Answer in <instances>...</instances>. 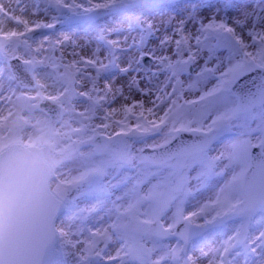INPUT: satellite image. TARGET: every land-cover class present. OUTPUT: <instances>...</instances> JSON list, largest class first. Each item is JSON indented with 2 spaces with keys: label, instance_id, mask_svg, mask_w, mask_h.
<instances>
[{
  "label": "snow or ice",
  "instance_id": "snow-or-ice-1",
  "mask_svg": "<svg viewBox=\"0 0 264 264\" xmlns=\"http://www.w3.org/2000/svg\"><path fill=\"white\" fill-rule=\"evenodd\" d=\"M164 8L151 46L121 68L117 128L0 246V264H41L45 251L55 264H236L240 246L264 256V228L252 232L264 218V0Z\"/></svg>",
  "mask_w": 264,
  "mask_h": 264
},
{
  "label": "rangeland",
  "instance_id": "rangeland-1",
  "mask_svg": "<svg viewBox=\"0 0 264 264\" xmlns=\"http://www.w3.org/2000/svg\"><path fill=\"white\" fill-rule=\"evenodd\" d=\"M137 1L120 0L114 1L111 5L100 7L88 5L81 6L79 9L76 4H81L80 0H44L42 6H45L46 11L51 15H56L59 11L63 13L62 18L51 20L46 30L32 29L24 34L18 30L9 34L6 30L0 29V150L11 142L22 141L25 138H28L30 142L31 138L43 135L51 148L48 159L58 169V179L61 180L52 183L55 193L58 187L62 186V181L80 168L82 161L77 155L78 149H87L92 152L94 150L92 141L99 135L106 137L109 134L103 128L92 129L94 125L101 126L107 122L112 131L117 128L114 119L104 120L97 116L98 94L93 91L99 75L95 68L98 65L97 58L102 57L106 52L109 58L116 56V53L109 52L108 46L101 39L99 25L108 18L124 16L123 21L128 31L135 33L138 43L144 42L148 39L149 26L152 24L142 19L140 11L146 9L160 13L163 5L173 3L171 0H148L141 3ZM100 9L113 10L115 13L99 22L78 23L70 28L60 26L70 17L85 15ZM58 31L85 32L83 36L87 37L92 45L91 50L95 49L94 55L82 56L79 61L68 60L61 51L62 46L59 50H55L51 45L44 43L38 51H34L28 43ZM111 37L109 39H112ZM138 54L136 52V58ZM12 58L28 62L41 82L47 80L53 88H56V95L36 93V84L31 90L20 88L8 66V60ZM102 63L105 64V62ZM117 75L119 78H126L123 75ZM45 98L52 99L62 108L63 118L59 122L51 121L49 116L39 109L40 102ZM23 105H26L27 109ZM208 195L211 193L203 198ZM196 198L192 200L193 205L200 200V194H197ZM257 218L261 223L264 222V218H260L259 215ZM245 251L243 246L237 248L240 256Z\"/></svg>",
  "mask_w": 264,
  "mask_h": 264
},
{
  "label": "bare ground",
  "instance_id": "bare-ground-1",
  "mask_svg": "<svg viewBox=\"0 0 264 264\" xmlns=\"http://www.w3.org/2000/svg\"><path fill=\"white\" fill-rule=\"evenodd\" d=\"M42 1L44 0H0V29L6 30L9 34L18 32V30L21 31V34L32 29H39L41 31L46 30L50 21L54 20V18H62L63 13L59 11L56 15H51L46 11V7L42 6ZM114 1L120 0H80L81 4L78 3L76 6L80 9L81 6L88 5H111ZM171 1L174 2V0ZM58 6L60 7L59 4ZM163 11L164 15L162 16L161 11L157 13L152 10L142 9L140 11V16L146 23L159 26L162 19H167V16L172 14L171 9L165 8ZM123 20L124 16L108 18L98 27L101 39L108 46L109 52L116 53V56L112 58L108 57L107 52L103 53L104 55L102 57L97 58L98 65L95 67L98 70L97 74H99L93 86V91L98 94L97 116L104 120H109L108 118L117 120L122 117V101L117 98V88L126 83L127 77L119 78L117 74L122 75L121 68L125 65L132 64L136 58V52L139 53V50L145 46H151L149 37L146 41H139L138 43L135 33L128 31ZM74 30L77 31V29ZM118 32H120L119 35L113 36ZM83 33L85 32L77 33L70 31L67 33L58 31L49 33L48 36H41L28 43L32 46L34 51H38L44 43L51 45L55 50H59L62 46L61 51L64 56L68 57V60L75 59V61H79V58L82 56L94 55L95 50H91L92 45L89 43L88 38L83 36ZM109 37L112 39H109ZM102 62H105V64ZM35 76L37 85L36 93L44 92L45 94L56 95V88H53L50 82L47 80L41 82L37 74H35ZM125 91H127V89H125ZM132 95L136 94L132 93ZM23 107L27 109L26 105H23ZM105 124L108 123L104 122L101 126L95 124V127L92 129H97V127H99L106 129V132L109 134L113 133L110 127L104 128ZM50 152V146L46 145L45 156L47 159L49 158ZM89 153L87 149H78L77 155L81 161H85ZM55 174L56 178L54 182L56 183L57 180L61 181L58 179L57 168ZM208 193L209 192H204L200 194V199ZM196 199L195 196L193 200ZM256 219L258 218L256 217ZM261 228H264V222L261 223L259 220V223L253 226L252 232L255 233ZM222 234L221 229H218L216 232L210 231L202 238L198 239L197 244L198 246L208 247ZM260 252L264 253V249H261ZM236 253H238L237 250ZM236 253H234L236 264H242L244 260H247L248 264H258L259 259L264 258V256L253 255L248 250H246L244 254L242 253L241 256Z\"/></svg>",
  "mask_w": 264,
  "mask_h": 264
},
{
  "label": "clouds",
  "instance_id": "clouds-1",
  "mask_svg": "<svg viewBox=\"0 0 264 264\" xmlns=\"http://www.w3.org/2000/svg\"><path fill=\"white\" fill-rule=\"evenodd\" d=\"M47 143L37 135L0 150V246L26 229L50 187L53 164L45 156Z\"/></svg>",
  "mask_w": 264,
  "mask_h": 264
},
{
  "label": "water",
  "instance_id": "water-1",
  "mask_svg": "<svg viewBox=\"0 0 264 264\" xmlns=\"http://www.w3.org/2000/svg\"><path fill=\"white\" fill-rule=\"evenodd\" d=\"M140 1H145V0H140ZM107 13H108V15H110L113 12L108 11ZM92 17H93L92 15H87V16H82L81 19H83V21L87 22L89 20H92L93 19ZM94 20L97 21V19H94ZM67 25L72 26L73 24H70V21H68ZM9 64L12 68V71H13L18 83L22 87H24V88H33L34 87L35 80H34V76H33V70L27 63L21 62L18 59H13V60L9 61ZM23 68H24V70H21ZM40 108L49 114L52 121L58 122L59 120H61L62 110L60 107L56 106L54 102L46 99L44 103L40 104ZM103 138H105V137L100 136L93 141L94 148H95V144ZM13 146H14V144L11 145L9 147V149L12 148ZM48 161L50 162L51 160H48ZM52 179H53V168H52L51 176L49 179V183ZM52 197H53V194L48 189L47 193L39 201L32 219H34L35 217H37L39 215H42L46 211L48 204H49V201L51 200ZM53 258H54V255L50 254V252H48V251H45L42 258H41V264H52Z\"/></svg>",
  "mask_w": 264,
  "mask_h": 264
}]
</instances>
